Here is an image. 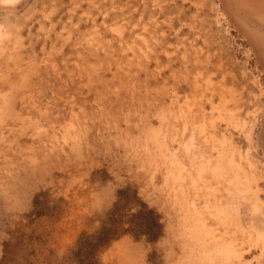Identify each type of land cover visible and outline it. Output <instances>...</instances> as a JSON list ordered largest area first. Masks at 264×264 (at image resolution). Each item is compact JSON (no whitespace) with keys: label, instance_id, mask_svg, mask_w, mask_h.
<instances>
[{"label":"rangeland","instance_id":"rangeland-1","mask_svg":"<svg viewBox=\"0 0 264 264\" xmlns=\"http://www.w3.org/2000/svg\"><path fill=\"white\" fill-rule=\"evenodd\" d=\"M261 16L0 0V264H264Z\"/></svg>","mask_w":264,"mask_h":264},{"label":"bare ground","instance_id":"bare-ground-1","mask_svg":"<svg viewBox=\"0 0 264 264\" xmlns=\"http://www.w3.org/2000/svg\"><path fill=\"white\" fill-rule=\"evenodd\" d=\"M260 19L262 20V22L264 23V16H261L260 17ZM264 41V40H263ZM204 66V65H203ZM221 66V65H220ZM159 67V66H158ZM245 68H246V66H245ZM245 68L243 69V70H245ZM211 69V68H210ZM209 69V70H210ZM219 69V68H218ZM217 69V70H218ZM218 72V71H217ZM228 72V71H227ZM247 72V71H246ZM208 75V74H207ZM247 75V74H246ZM219 77V76H218ZM237 78V77H236ZM225 80V79H224ZM233 81V80H232ZM238 81V80H237ZM241 81V80H240ZM257 83V82H256ZM205 84V83H204ZM250 85V84H249ZM249 85H248V87H249ZM258 97V96H257ZM247 100V99H246ZM253 102H256V103H258L261 107H263L264 108V97L263 98H259V99H254L253 100ZM243 104V103H242ZM247 107V106H246ZM248 109V108H247ZM236 115H237V113H236ZM246 124V123H245ZM254 128V127H253ZM242 151V150H241ZM79 152V151H78Z\"/></svg>","mask_w":264,"mask_h":264}]
</instances>
